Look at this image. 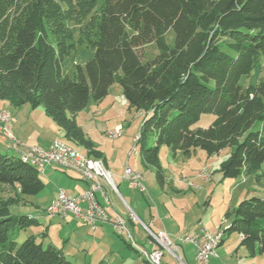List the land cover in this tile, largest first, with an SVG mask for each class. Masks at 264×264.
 <instances>
[{"label": "trees", "instance_id": "obj_1", "mask_svg": "<svg viewBox=\"0 0 264 264\" xmlns=\"http://www.w3.org/2000/svg\"><path fill=\"white\" fill-rule=\"evenodd\" d=\"M147 45L156 54L142 61L137 51ZM82 47L92 58L64 75V58ZM256 67V83L242 85ZM114 83L144 116L135 143L143 141L141 164L157 170L158 180V151L166 146L184 157L229 149L221 177L264 185V0H0V101L42 108L66 141L103 162L75 117ZM202 114L214 119L193 129ZM39 173L0 153V185L13 194L0 201V264H72L61 248L44 249L33 236L14 240L38 225L9 207L43 190ZM232 233L248 258L264 253V198L238 203L222 232Z\"/></svg>", "mask_w": 264, "mask_h": 264}, {"label": "rangeland", "instance_id": "obj_2", "mask_svg": "<svg viewBox=\"0 0 264 264\" xmlns=\"http://www.w3.org/2000/svg\"><path fill=\"white\" fill-rule=\"evenodd\" d=\"M74 33L75 38H77L76 28ZM171 40L172 33L168 32L166 41L170 44ZM137 53L142 61H145L153 58L156 50L153 45H147L139 49ZM92 56L93 52L90 49L78 48L75 53L64 58L61 64L62 73L70 76L75 65L84 66ZM258 75L259 70L256 67L248 78H242L241 84L244 86L255 84ZM0 104L7 106L4 101H0ZM8 108V110L15 113L14 108H10V106ZM19 109L21 111L23 109L24 111L27 110L26 114H21L27 118L26 134H30L29 136L32 138L40 134L36 138L43 142L41 138L49 136V130L51 134L53 127H57L61 134L59 141L64 147L71 148L81 156L86 157L82 148L75 147L65 140L63 131L45 115L42 108L32 109L29 105H24ZM0 115L14 119L9 112L4 110H0ZM143 119L142 113L129 107L122 94V89L117 83L110 86L108 95L101 101L95 102L90 98L86 107L75 117V123L85 138L108 159V163L111 162L114 168H118L120 171L127 167L142 178L143 192L131 187L124 179V183H117L114 180L117 185V194H114L118 199V204L115 206L121 213H128V218L129 216L133 217L131 219L134 220L136 226L132 229L133 231L130 228L129 230L138 243L132 239L134 245H131L125 237L126 234L121 235L114 227V230L111 229L112 227H108L110 232L108 237L113 241V248L119 247V251L129 253L132 264H146L138 260L141 256L137 258L142 248H139L136 244L147 248L143 244L145 233L142 225L148 227L150 222L144 220L145 218L141 213H138L139 209L147 217L152 216L156 222L159 219V221H165L171 229L174 224L178 227L182 224V229L185 228L186 224L190 226V229L191 225L197 229L198 223H201L205 231L209 233H213L217 228L216 231L219 230L218 232L222 235L223 243L216 248V256L210 257L208 264H264V253H257L253 258H248L245 250L239 247V236L237 234H222L223 230L229 225L233 209L240 201L250 197L264 198V185L255 186L251 178L223 179L221 177L218 171L219 164L228 157L229 149H224L219 154L210 157L203 151L196 150L191 156L184 157L180 152H173L166 146H161L158 151L159 171L162 176L158 180L157 170L141 164L140 148L143 141L135 143L140 134ZM213 119L214 117L210 114H202L192 128H207ZM45 121H48L47 125H45ZM50 125H53V127ZM0 140L9 145V139L1 133ZM145 142L148 147L152 146L150 136H146ZM3 145L0 147V153L8 156H19V153L5 149ZM23 146L32 147L33 145L25 144ZM22 152L20 151L21 159ZM44 172V175L39 174L44 184L43 190L36 196H25L23 197L24 202L9 207L12 215L32 217L38 222L37 226H31L16 233L14 236L16 243L20 244L27 237L33 236L36 243L41 244L44 249L50 243L55 248L62 247L67 261L72 264H83L82 260L77 257L78 255L81 258L84 255L86 256L82 249L90 255L107 252L105 245L95 235H92L93 233L88 229L89 226H85L87 228H76L70 225L69 227L66 222L76 221L74 218H68L66 221L65 218L59 216H47L46 211L50 207L49 204L58 199L60 191L65 192L70 198H75L76 195L71 193L70 190L76 184L82 183L77 180L76 173L55 165L46 166ZM111 177L113 176L111 175ZM89 184L91 187L90 182ZM12 196L13 194L5 186L0 185V201ZM166 215L171 216L172 219L167 218ZM149 228L152 232H156L154 227L149 226ZM128 244L138 251V255L127 247ZM181 245L186 247V251H189V255L195 259L194 249L185 244ZM142 260L151 264L145 258ZM162 263L177 264L167 252H165ZM191 264H197V262L193 260Z\"/></svg>", "mask_w": 264, "mask_h": 264}, {"label": "built area", "instance_id": "obj_3", "mask_svg": "<svg viewBox=\"0 0 264 264\" xmlns=\"http://www.w3.org/2000/svg\"><path fill=\"white\" fill-rule=\"evenodd\" d=\"M12 122H14L13 118L0 115V132L9 138L12 149L23 151L25 158L34 161L35 166L41 169L42 172H44L46 166L55 165L70 172L80 173L81 177L92 180V188L83 191L76 198H70L65 192L60 191L58 199L55 200V206L51 211H46L47 215L72 216L87 224L92 231H95L100 224L107 223L112 227H118V231L130 234L133 241H136L129 230L127 220L115 212L112 214L107 212L97 201L96 195H99L103 202L109 205L108 193L117 194V185L113 177H107L106 169L98 168V162L82 161L81 157L64 148L60 141L53 142L47 149L38 146L25 147L20 145L8 132V126ZM122 178L131 187L140 190V192L144 191L141 184L142 178L134 175L129 168L124 169ZM129 218L133 217L129 216ZM142 228L151 250H146L140 245L138 247L142 248L143 251H148L151 262L155 264H162L165 252L170 254L175 263L186 264L182 259L180 250V245L184 243H189L195 247V261L197 264H208L209 258L215 256L214 239H216L219 230L215 233L205 232V228L200 224L197 233L193 235L185 234L178 238L177 243H173L164 230L152 232L149 227L143 226Z\"/></svg>", "mask_w": 264, "mask_h": 264}, {"label": "crops", "instance_id": "obj_4", "mask_svg": "<svg viewBox=\"0 0 264 264\" xmlns=\"http://www.w3.org/2000/svg\"><path fill=\"white\" fill-rule=\"evenodd\" d=\"M0 110L1 111H7V112H9L13 117H14V120H15V122L14 123H11V124H9V130H8V132L10 133V135L12 136V138H14L18 143H20V145H33V146H38V147H41V148H43V149H47V148H49V146L53 143V142H55V141H59V136L61 135L60 134V131L57 129V127H53V125H50V126H52L53 127V129H52V133L50 134V130H49V136H43L41 139L43 140V142L42 141H40V140H38V138H36V136H38V135H40V134H37L36 136H34V138H32L31 136H29L30 134H26V131H27V123H26V121H27V118L26 117H24L23 115H21L22 113L23 114H26L27 113V110H25L24 111V109H23V111H21L19 108L18 109H15V113H13L12 111H10V110H8L9 108H8V105L7 106H4L3 104H0ZM11 108V107H10ZM26 118V119H25ZM48 121H45V125H47L48 123H47ZM2 134V133H1ZM4 135V134H3ZM4 145H3V144ZM23 143V144H22ZM8 144L9 145H7V143H5L4 141L2 142L1 140H0V147H2V145L4 146V148L6 149H9V150H11L10 149V142H9V140H8ZM14 150V149H13ZM15 151H18V150H15ZM19 152V156H20V151H18ZM17 152V153H18ZM135 152V151H134ZM103 155V154H102ZM103 158H104V161H103V164H104V166H105V168L107 169V171L109 172V173H111V175L113 176V179L114 180H116L117 181V183L118 182H125V181H123V178H122V174H123V171H120V170H118V168H114V166H113V164L110 162V163H108V159L107 158H105L104 156H103ZM42 174L44 175L45 174V172H42ZM76 176V175H75ZM77 177V180H79L82 184H76L75 185V187L72 189L71 188V190H70V192L71 193H74L75 195H76V197L78 196V195H80L83 191H85V190H87L88 188H90V184L89 183H87V182H83V181H81L79 178H78V176H76ZM127 182V181H126ZM120 186V185H119ZM75 197V198H76ZM96 198H97V201H98V203L101 205V206H103L104 207V209H106L107 210V212H109V213H113V212H115V213H117L118 215H122L121 217L122 218H124V219H126L127 220V225L130 227V229H131V231H133L132 229H134V226H136L134 223V220H132V219H130V218H128V216H127V214L128 213H121V211L115 206V205H117L118 204V199L116 198V195L114 194V193H108V199H109V205H106L104 202H103V200L100 198V196L99 195H96ZM51 204H49V206H50ZM48 206V207H49ZM138 213L140 214L141 213V215L145 218L144 220H148L150 223H149V226H152V227H154L155 228V231H158V230H165V232L167 233V235H168V237H170L169 239H171L172 240V242H175V243H177V241H178V238L180 237V236H182V235H185V234H190V235H193V234H195V233H197L198 232V229H199V225L201 224V223H198V225H197V229L194 227V226H192L191 225V229L189 228L190 226L189 225H187L186 224V226H185V228L184 229H182V224H181V226L180 227H178L177 225H175L174 224V226H173V228L171 229V228H169L167 225H166V223H165V221H155V220H153L154 218L151 216L150 218L149 217H147V215L145 214V213H143L142 212V210H139L138 209ZM162 215V214H161ZM163 215H165V214H163ZM167 216V215H166ZM68 218H74V217H72V216H67V217H65V219H66V221H67V219ZM167 218H170V219H172L171 218V216H167ZM64 219V220H65ZM150 219V220H149ZM63 220V219H62ZM74 220H76V221H72L71 223H69L70 221H67L66 223H67V225L70 227V225H72V226H75L76 228H87L88 227V225L87 224H85L84 225V223L82 222V221H80L79 219H76V218H74ZM129 221H131V222H129ZM81 224V225H80ZM85 226H87V227H85ZM143 226H145V225H142V227ZM148 226V227H149ZM108 227H112L110 224H100L98 227H97V229L95 230V231H92L91 229H90V227H88V229L93 233L92 235H95L104 245H105V248H107V252H101V253H99L98 255H90L89 253H87L84 249H82L84 252H85V254H86V256L84 255L83 256V258H81V256L80 255H78L77 257H78V259H80V260H82V263L83 264H98L99 262H103V263H105V264H132V261H131V255L129 254V253H125V251H119V247L118 248H113V246H112V240L108 237V234L110 233L109 232V230H108ZM112 230H114L113 229V227L111 228ZM196 229V231L193 233V231ZM217 229V228H216ZM216 229H215V231H216ZM182 231V232H181ZM214 231V232H215ZM213 232V233H214ZM145 233V232H144ZM118 234V233H117ZM68 235V234H67ZM67 235H66V237H67ZM120 235V234H119ZM121 235H123V234H121ZM125 236V235H124ZM145 236V239H144V245H146L147 246V248H145V247H143V246H141V247H143V248H145L146 250H151V246L149 245V243L147 242V239H146V234L144 235ZM239 236V235H238ZM126 237V236H125ZM126 239H127V237H126ZM128 240V239H127ZM136 240V239H135ZM137 241V240H136ZM135 241V242H136ZM239 242H240V236H239ZM222 243H223V241L221 242V244L219 245V246H221L222 245ZM185 245H188V246H190L191 248H193L194 249V253H195V247L194 246H192L191 244H189V243H184ZM49 245H51V243L49 244ZM129 246H127L128 248H130V249H132L133 250V252H135V253H138V251L135 249V248H133V247H131V245L130 244H128ZM137 245H139V244H137ZM69 246H71V245H69ZM218 246V247H219ZM239 247H241L240 245H239ZM59 248H61L62 249V251H63V248L62 247H59ZM242 248V247H241ZM244 249V248H243ZM114 250V251H113ZM180 250H181V256H182V259H183V261L186 263V264H191L192 262H193V260H195L194 258H193V256L191 257L190 255H189V251L187 252L186 250V247H184L183 245H180ZM63 253H64V255H65V252L63 251ZM138 255V254H137ZM140 255H138L137 256V258L139 257ZM216 256V255H215ZM140 258V257H139ZM138 258V260H141L142 262H146L145 260H142L141 258L139 259ZM164 258V257H163ZM163 260V259H162ZM147 263V262H146ZM163 264V263H162ZM164 264H167V263H164Z\"/></svg>", "mask_w": 264, "mask_h": 264}, {"label": "bare ground", "instance_id": "obj_5", "mask_svg": "<svg viewBox=\"0 0 264 264\" xmlns=\"http://www.w3.org/2000/svg\"><path fill=\"white\" fill-rule=\"evenodd\" d=\"M62 144V143H61ZM62 146L64 147V145L62 144ZM68 150H70V152H72L73 154H75L76 156H79L81 157L82 161L84 162H98V168H101V169H106L103 165V162L101 160H94V159H90V158H87V157H83L81 156L78 152H76L75 150L71 149V148H68V147H64ZM22 159L23 161L26 163V164H29L33 167H35L36 169H38L40 171V173H42V170L39 169L38 167L35 166V163L34 161L32 160H29V159H26L25 158V153L22 152ZM77 176L81 179V181L83 182H87V183H91V187L92 188V180L87 178V177H81V174L80 173H76ZM106 174H107V177H111L110 173L106 170ZM134 175L136 174L137 176H139L137 173H133ZM55 206V202H53L50 207L47 209V211H51V209ZM48 217H54V216H59L61 218H65L64 215L62 214H55V215H47ZM131 219V218H130ZM115 229H117L118 231V227H114ZM206 232V231H205ZM118 233L120 234H123L124 232H121V231H118ZM126 234V237L128 239V241L130 242L131 245H134L133 241H132V238L130 236V234L128 233H124ZM222 235L218 232V235L216 236V239H214V246H216V248L220 245L222 239H221ZM137 245V244H136ZM140 253V256L145 258L147 261H149V263L151 264H155L153 262H151V256H149V253L147 251H143V249L141 251H139Z\"/></svg>", "mask_w": 264, "mask_h": 264}]
</instances>
